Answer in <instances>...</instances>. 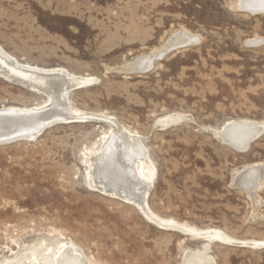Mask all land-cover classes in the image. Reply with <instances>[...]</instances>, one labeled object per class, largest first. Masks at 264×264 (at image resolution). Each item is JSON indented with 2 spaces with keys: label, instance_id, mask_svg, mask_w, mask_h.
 <instances>
[{
  "label": "rangeland",
  "instance_id": "obj_1",
  "mask_svg": "<svg viewBox=\"0 0 264 264\" xmlns=\"http://www.w3.org/2000/svg\"><path fill=\"white\" fill-rule=\"evenodd\" d=\"M182 30L199 41L148 72L126 70ZM0 43L22 63L97 77L70 91L71 103L140 135L155 169L145 197L152 211L226 237L204 243L93 190L88 161L109 123H55L34 140L0 144V264L49 261L70 243L92 264H200L184 256L203 243L215 264H264V247L238 244L264 241V182L258 204L234 184L264 162V131L242 151L216 134L228 121L264 124V14L235 0H0ZM46 102L0 77V107ZM171 115L183 119L155 126Z\"/></svg>",
  "mask_w": 264,
  "mask_h": 264
},
{
  "label": "bare ground",
  "instance_id": "obj_2",
  "mask_svg": "<svg viewBox=\"0 0 264 264\" xmlns=\"http://www.w3.org/2000/svg\"><path fill=\"white\" fill-rule=\"evenodd\" d=\"M236 7L250 14H264V0H235ZM199 36L186 30L179 31L160 47L151 52H145L127 63L126 70L153 66L155 59L171 47L198 41ZM263 38H252L250 44H258ZM138 70L137 72H141ZM127 74V73H126ZM0 77L25 86L26 89L45 95L48 102L40 107L3 106L0 107V144L13 140H31L47 125L55 123H70L86 120L105 121L111 130L106 133L99 149L88 161L90 186L96 191L119 196L137 205L150 219L161 225H170L191 233L194 238L226 240V237L216 230L196 229L177 223L175 220H165L156 215L146 195L152 188L155 169L148 150L140 135L130 132L113 115L74 107L69 94L79 88H85L96 82L97 77L72 73L64 67H42L28 62H20L0 43ZM163 117L156 122V127H166L179 119L177 116ZM170 118V119H169ZM52 127V126H51ZM218 129V128H217ZM264 131V124L251 120L228 121L220 127L216 134L227 144L237 150L248 149L251 142ZM264 182V162H255L236 173L234 184L244 189L258 204V191ZM111 197V196H110ZM121 199V198H120ZM167 229V228H166ZM208 230V231H207ZM202 244V249H192L186 252L184 262L191 263V256L200 258V264H215L210 256L207 259L209 244ZM264 241L243 243L254 248H263ZM92 264L84 251L74 243L65 244L49 261H38L32 264Z\"/></svg>",
  "mask_w": 264,
  "mask_h": 264
},
{
  "label": "water",
  "instance_id": "obj_3",
  "mask_svg": "<svg viewBox=\"0 0 264 264\" xmlns=\"http://www.w3.org/2000/svg\"><path fill=\"white\" fill-rule=\"evenodd\" d=\"M199 41V40H198ZM198 41H190V42H187V43H185V44H180V45H178L177 47H171L170 49H168L165 53H162L161 55H159L156 59H155V64H156V62L157 61H159L160 59H162L165 55H166V53L168 52V51H170V50H173L174 48H181V47H188V46H191V45H193V44H196ZM153 66H149V67H145V69H140V67H138V68H135L136 69V72L138 71V70H142L141 72H148V71H150V70H152L154 67H155V65L154 64H152ZM134 70V69H133ZM135 72V71H134ZM139 74H141V73H139ZM262 136V134L260 135V136H258L257 138H260ZM256 138V139H257ZM256 139H254V140H256ZM253 140V141H254ZM239 245H241V246H243V243H238ZM262 246H264L263 244H261Z\"/></svg>",
  "mask_w": 264,
  "mask_h": 264
}]
</instances>
